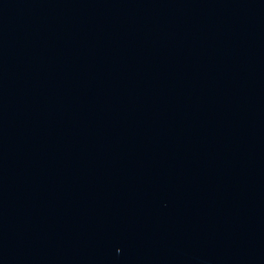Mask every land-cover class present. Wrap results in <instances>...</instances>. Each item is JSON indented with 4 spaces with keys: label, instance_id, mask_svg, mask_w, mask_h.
Wrapping results in <instances>:
<instances>
[{
    "label": "water",
    "instance_id": "1",
    "mask_svg": "<svg viewBox=\"0 0 264 264\" xmlns=\"http://www.w3.org/2000/svg\"><path fill=\"white\" fill-rule=\"evenodd\" d=\"M0 264H264V0H0Z\"/></svg>",
    "mask_w": 264,
    "mask_h": 264
}]
</instances>
